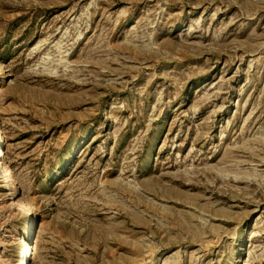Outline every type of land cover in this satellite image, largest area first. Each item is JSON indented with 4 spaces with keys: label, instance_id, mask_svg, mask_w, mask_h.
I'll list each match as a JSON object with an SVG mask.
<instances>
[{
    "label": "rangeland",
    "instance_id": "374dc122",
    "mask_svg": "<svg viewBox=\"0 0 264 264\" xmlns=\"http://www.w3.org/2000/svg\"><path fill=\"white\" fill-rule=\"evenodd\" d=\"M0 74V264H264V0H0Z\"/></svg>",
    "mask_w": 264,
    "mask_h": 264
},
{
    "label": "bare ground",
    "instance_id": "6f19581e",
    "mask_svg": "<svg viewBox=\"0 0 264 264\" xmlns=\"http://www.w3.org/2000/svg\"><path fill=\"white\" fill-rule=\"evenodd\" d=\"M0 76H1V74H0ZM0 139H1V133H0ZM0 144H1V142H0ZM0 169H2L4 172L2 174V176H4V178H6V180L8 181V185L5 186V188L8 190L7 194L11 196L12 193L15 191V189H14L15 183H14L12 171L10 170V168H8L6 166L5 161L3 159V152H2L1 146H0ZM30 207H31V205L27 204L25 209H29ZM31 217H30V221L28 222L29 227L27 228V231L22 232V234L20 235V239L18 238L24 244L26 242V235L28 237L29 234L31 233V227L33 225V220H31ZM27 239H29V238H27ZM20 249L22 251V253L20 255V261H21L20 264H27V262L29 261V259H28L29 256H27V255L29 254L30 250L28 247L26 248L23 246H21Z\"/></svg>",
    "mask_w": 264,
    "mask_h": 264
}]
</instances>
